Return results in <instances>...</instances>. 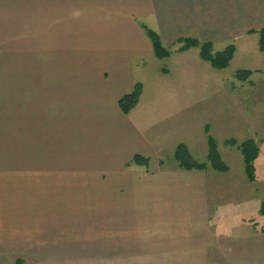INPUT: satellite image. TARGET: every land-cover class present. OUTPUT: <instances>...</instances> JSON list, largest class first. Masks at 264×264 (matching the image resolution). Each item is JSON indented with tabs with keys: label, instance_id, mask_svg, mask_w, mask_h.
I'll list each match as a JSON object with an SVG mask.
<instances>
[{
	"label": "crops",
	"instance_id": "crops-1",
	"mask_svg": "<svg viewBox=\"0 0 264 264\" xmlns=\"http://www.w3.org/2000/svg\"><path fill=\"white\" fill-rule=\"evenodd\" d=\"M147 17L172 48L167 59L194 50L200 57L199 48L180 53L182 45L165 44V38H193L215 48L258 35L264 0H0V264L93 256L89 250L99 244L94 231L121 234L118 226L129 221L156 226L175 217L202 225L212 206L227 202L220 184L225 173L166 168L157 160L150 169L149 158V167L136 165L139 172L134 157L168 149L176 161L177 148L185 145L197 160L193 152L208 156L209 136L217 141L227 134L236 135L224 143L254 140L260 149L259 140L230 133L222 117L186 99L169 135L158 128V112L144 105V82L132 69L135 62L136 70L143 67L145 56L156 58L141 28L146 25L139 24ZM137 84L143 86L139 103L124 115L119 101ZM257 162L254 183L264 181L261 149ZM252 192L233 200L241 206ZM258 212L259 220L241 217L238 224L253 227L249 244L233 245L247 264L264 260V217ZM176 248L175 242L162 247Z\"/></svg>",
	"mask_w": 264,
	"mask_h": 264
},
{
	"label": "rangeland",
	"instance_id": "rangeland-1",
	"mask_svg": "<svg viewBox=\"0 0 264 264\" xmlns=\"http://www.w3.org/2000/svg\"><path fill=\"white\" fill-rule=\"evenodd\" d=\"M139 24H145L157 31L154 22L148 17L139 19ZM143 34L150 43L144 31ZM176 39L166 37L164 41L165 44H174L173 47L176 48L178 44ZM216 44L218 45L214 48L215 53L223 51L231 44L237 46L236 58L229 68L223 71L214 70L204 62L197 53L199 50H194L192 55L186 58L160 60L154 55L145 56L140 61L144 64L143 67L138 70H136V62L133 63L135 78L144 82V105L150 104L155 107L160 119L158 128L165 130L168 135L174 128L175 122L177 123V119L183 116L177 114L176 108L184 103V99L193 106H203L204 109L210 110L209 115L222 117L221 122L228 126L230 133H238V135L241 133L246 135V138L254 137L259 140L264 155V53L259 51V37L245 36L237 42ZM168 49L172 51V48ZM163 69L169 70L170 76H165L162 73ZM185 71L189 74L185 75ZM239 71H252L253 75L247 82H241L236 78ZM180 90L188 94L186 98L179 96ZM235 135L227 134L222 138L218 136L219 152L230 168V172L220 175L221 178H226V181L220 184L224 186L223 203L227 202L225 205L212 206L211 217L207 222L202 225L197 223L190 225L188 221L173 217L170 222L164 221L161 225L135 226L129 221L118 226L117 229L121 234L112 233L111 229L107 234L99 228L91 235L96 242H99L92 247V251L89 250L90 253H94L93 256L59 258L58 264H247L245 263L247 258L240 256L237 253L238 248L233 245L239 242L249 244L253 227L238 224L241 223V217L259 220L258 210L264 203V181L260 178L257 183H250L245 175L242 157V162H239L236 160L238 158L235 148L224 146V139H233ZM193 155L196 161L207 162V154L203 151L193 152ZM144 157L151 159L150 169H154L158 161L166 168L178 164L168 149ZM133 167L138 168L139 172L143 169L136 165ZM238 185L239 192L237 190L233 192V188ZM242 187L247 188L248 192L241 191ZM250 191H253L250 199L243 201L239 206L235 202L239 193H241L240 197L248 196ZM99 226L111 228L113 225L105 223ZM82 227L85 226L81 225ZM96 228L98 227L94 229ZM204 239H207V242ZM261 239L264 240V237ZM174 242L176 251L162 249L168 244L170 247L173 246ZM202 242L208 243L209 246L199 250L198 247ZM153 244H159L161 248ZM181 247L187 248L181 249ZM89 248L90 245L82 248V251ZM242 259L244 262H241ZM17 261H12L11 264H56V261L37 262L32 258ZM263 261L261 259L255 264H263Z\"/></svg>",
	"mask_w": 264,
	"mask_h": 264
},
{
	"label": "trees",
	"instance_id": "trees-1",
	"mask_svg": "<svg viewBox=\"0 0 264 264\" xmlns=\"http://www.w3.org/2000/svg\"><path fill=\"white\" fill-rule=\"evenodd\" d=\"M141 28L150 40L157 59H167L172 55V51L164 46L162 38L157 32L144 25H142ZM251 33L254 34L253 32ZM258 35L259 51L264 53V29L260 30ZM178 44L182 45V47L178 49V52L180 53L186 52L192 48H199L201 59L217 71H223L229 68L236 54L235 45H230L223 51L215 53L214 46L210 42L202 43L199 40L185 38L180 39ZM252 75V71H239L236 74V78L241 82H247ZM142 91L143 86L137 84L131 93L126 94L121 98L119 101V107L124 115H129L131 111L135 109L139 103ZM224 144L226 147L236 148L241 152L245 165L246 177L250 183H254L256 181V163L260 155V149L257 142L254 140H247L239 144L235 140H229ZM175 160L178 162L181 169L187 171H205L209 168L218 173H227L229 171L228 165L224 162L219 152L218 142L211 136L208 138V156L206 163L196 161L185 145H180L177 148L175 152ZM132 163L141 167H149L150 162L148 158L137 155L134 157ZM261 215L264 217V204L261 207Z\"/></svg>",
	"mask_w": 264,
	"mask_h": 264
}]
</instances>
